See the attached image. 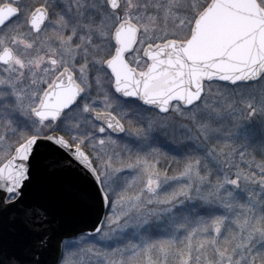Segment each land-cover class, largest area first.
<instances>
[{
  "label": "snow or ice",
  "instance_id": "obj_1",
  "mask_svg": "<svg viewBox=\"0 0 264 264\" xmlns=\"http://www.w3.org/2000/svg\"><path fill=\"white\" fill-rule=\"evenodd\" d=\"M0 264H264V0H0Z\"/></svg>",
  "mask_w": 264,
  "mask_h": 264
}]
</instances>
